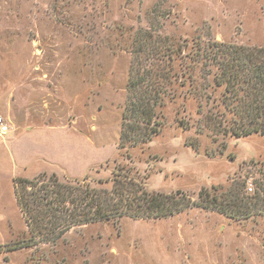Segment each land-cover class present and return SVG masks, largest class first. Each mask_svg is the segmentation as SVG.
<instances>
[{"label": "rangeland", "instance_id": "374dc122", "mask_svg": "<svg viewBox=\"0 0 264 264\" xmlns=\"http://www.w3.org/2000/svg\"><path fill=\"white\" fill-rule=\"evenodd\" d=\"M218 45L264 49V0H0V117L9 128L0 137V264H264V213L236 220L193 207L46 242L14 197L15 178L41 174L110 188L97 181L117 165L132 166L149 193L198 202L202 189L226 193L243 181L241 196H251L264 136L223 132ZM141 74L163 96L157 134L131 147L122 132L134 122Z\"/></svg>", "mask_w": 264, "mask_h": 264}, {"label": "trees", "instance_id": "16d2710c", "mask_svg": "<svg viewBox=\"0 0 264 264\" xmlns=\"http://www.w3.org/2000/svg\"><path fill=\"white\" fill-rule=\"evenodd\" d=\"M215 53L219 54L217 57H224L223 61H216L220 74L214 78L223 92L221 104L225 113L222 116L230 118L225 120L230 125L223 132L237 138L253 133L264 136V49L218 45ZM160 85L158 81H148L143 74L133 81L134 122L128 123L122 132L131 147L158 132L153 119L155 108L162 103ZM207 121L210 123L211 116ZM257 170L263 179L256 181L251 196H241L245 183L236 181L226 193L219 192L217 187L202 189L198 202L181 192L169 195L147 192L141 177L137 178V171L129 165H117L111 180L97 181L99 185L111 182L110 188L92 186L86 178L60 182L55 175L41 174L34 179L15 178L13 191L20 211L27 217L26 225L47 242L75 227L122 218L167 219L193 207L236 220L262 214L264 163Z\"/></svg>", "mask_w": 264, "mask_h": 264}, {"label": "built area", "instance_id": "2783aa9c", "mask_svg": "<svg viewBox=\"0 0 264 264\" xmlns=\"http://www.w3.org/2000/svg\"><path fill=\"white\" fill-rule=\"evenodd\" d=\"M9 133L8 125L0 117V137H3Z\"/></svg>", "mask_w": 264, "mask_h": 264}]
</instances>
